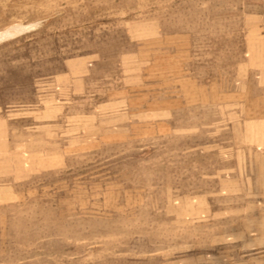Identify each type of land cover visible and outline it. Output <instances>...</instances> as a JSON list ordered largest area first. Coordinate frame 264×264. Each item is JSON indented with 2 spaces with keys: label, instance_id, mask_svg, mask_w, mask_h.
I'll use <instances>...</instances> for the list:
<instances>
[{
  "label": "rangeland",
  "instance_id": "374dc122",
  "mask_svg": "<svg viewBox=\"0 0 264 264\" xmlns=\"http://www.w3.org/2000/svg\"><path fill=\"white\" fill-rule=\"evenodd\" d=\"M0 264H264V0H0Z\"/></svg>",
  "mask_w": 264,
  "mask_h": 264
},
{
  "label": "bare ground",
  "instance_id": "6f19581e",
  "mask_svg": "<svg viewBox=\"0 0 264 264\" xmlns=\"http://www.w3.org/2000/svg\"><path fill=\"white\" fill-rule=\"evenodd\" d=\"M19 26H15L14 28H11V29H9L7 32H5V33H2V34H0V36H5V35H8V37H10V36H13V35H15L16 36V33L17 32H19V30H26L28 27L27 26H21L20 24H18Z\"/></svg>",
  "mask_w": 264,
  "mask_h": 264
}]
</instances>
